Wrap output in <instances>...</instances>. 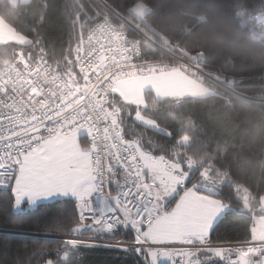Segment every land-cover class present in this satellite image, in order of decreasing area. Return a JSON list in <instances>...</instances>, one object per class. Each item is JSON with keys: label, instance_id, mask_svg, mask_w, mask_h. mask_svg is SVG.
Masks as SVG:
<instances>
[{"label": "trees", "instance_id": "16d2710c", "mask_svg": "<svg viewBox=\"0 0 264 264\" xmlns=\"http://www.w3.org/2000/svg\"><path fill=\"white\" fill-rule=\"evenodd\" d=\"M263 0H29L11 5L0 0V19L28 43H0V67L12 60L14 50L41 57L73 87L84 90L76 65L79 6H94L122 24L141 43H179L190 54H202L204 68L220 77L234 93L218 89L202 97L156 98L146 93L137 110L110 92L95 102L116 109L126 139L139 140L155 155L162 154L184 166L188 186L205 183L209 175L222 180L209 193L229 206L214 224L212 241H247L252 236L251 216L236 186L249 192L253 202L264 196V45L240 27L235 11L261 10ZM147 7L139 18L132 10ZM156 51L154 56H159ZM97 99V100H96ZM153 120L156 130L138 123L134 115ZM85 146V140L82 144ZM10 194V193H9ZM0 190V264H45L63 251L60 240L40 234L74 235L75 203L59 198L14 211L12 197ZM77 235L121 237V232L95 233L83 229ZM129 238V236H126ZM65 264H138L128 253L104 247L71 249Z\"/></svg>", "mask_w": 264, "mask_h": 264}, {"label": "snow or ice", "instance_id": "6c2138e0", "mask_svg": "<svg viewBox=\"0 0 264 264\" xmlns=\"http://www.w3.org/2000/svg\"><path fill=\"white\" fill-rule=\"evenodd\" d=\"M18 87L23 85H13ZM48 95H54L51 89L32 86L26 100H0V106L15 111L0 113V190L10 193L16 207L70 198L77 217L73 234L124 227L134 234L131 244L143 264H264L259 228L249 246L213 244L218 201L205 194L213 191L210 184L188 187L177 165L145 150L139 140L124 138L114 116L112 128L105 127L101 135L94 124L68 120L62 112L50 115L54 109L48 108ZM81 130L89 138L87 147L80 144ZM65 244L45 264H65L72 248L91 242Z\"/></svg>", "mask_w": 264, "mask_h": 264}, {"label": "built area", "instance_id": "2783aa9c", "mask_svg": "<svg viewBox=\"0 0 264 264\" xmlns=\"http://www.w3.org/2000/svg\"><path fill=\"white\" fill-rule=\"evenodd\" d=\"M235 18L237 24L244 28L253 40L264 45V0L260 11L251 13L244 8H238L235 11ZM75 22L77 29L76 65L82 76L84 90L73 87L65 78L50 68L41 57L33 58L29 52L16 49L13 59L0 67V89H2L0 90V100L4 99L6 103H11L8 97H12L17 102L22 98L26 100L31 94L32 86H40L45 90L51 89L54 95L47 97L50 101L48 108L54 109V111H50V115L62 112L68 120L75 117L77 123L94 124L102 135L105 127L112 128V116L118 121L117 128L122 132L118 111L103 107L95 102V98L106 94L116 80L181 71L205 85L203 79L209 78V74H214L201 64V53H187L178 43L166 44V46L151 41L141 43L138 38L130 36L122 24L116 23L94 6L89 5L88 8L79 6ZM157 50L161 54L154 56ZM81 68L86 71H81ZM28 81L31 83L26 84L25 82ZM17 83L23 87L14 90L13 85ZM213 90L216 92L217 88ZM25 111L30 112L29 109H25ZM0 113H5L6 116L8 114L15 115L14 110H7L3 106H0ZM109 113L111 114L109 118L104 120L102 117ZM82 132L84 130H81ZM83 137L85 147H87L90 143L89 138L85 133ZM160 155L162 154L157 156ZM163 156L170 163L177 165L187 176V171L182 164L166 155ZM113 194H115L114 191ZM116 230L121 232V237L44 236L59 239L62 246H66V241L75 240L91 242L90 246H80L118 249L130 254L138 264H143V257L136 254L131 244L134 234L124 227H118ZM212 242L214 245L220 243L225 247L249 246L251 244V240ZM118 244L127 246V250H122ZM175 247L183 246L175 245Z\"/></svg>", "mask_w": 264, "mask_h": 264}, {"label": "rangeland", "instance_id": "374dc122", "mask_svg": "<svg viewBox=\"0 0 264 264\" xmlns=\"http://www.w3.org/2000/svg\"><path fill=\"white\" fill-rule=\"evenodd\" d=\"M8 1L11 5L14 6L17 3H26L29 0H8ZM132 10L140 18L142 14L146 12L147 7L145 6L138 7L137 5H135L132 8ZM3 24L5 23L3 22ZM5 26H8V25L5 24ZM10 29L9 31L1 32L0 41L15 42L18 40H25L23 36L16 33L12 29L11 30ZM159 42H160L159 44H163L165 46L167 44L162 40ZM209 76H210L209 78L203 79L204 82L206 83L205 85L199 81L194 80L193 78L189 77L188 75H186L185 73L181 71H170V72H166L163 74H153L150 77L133 76L128 79L116 80L113 83L112 87L110 88V92L120 97V99L123 102L134 106L137 110H139L141 107L145 105L146 103L145 95L147 91H151L156 98L180 99L183 97H202V96L212 93L214 91L213 89L218 88V89H223L224 91H227L232 96L234 95L240 99L247 100L239 96L238 94L234 93L232 90H230L231 87H229V85L226 84L217 75L209 74ZM103 100H105V98L100 97L97 100V102H101ZM250 101L262 102V103L264 102L263 100H254V99H250ZM134 118L140 124H143L147 127L161 131V129L157 126V124L153 120L141 116L139 111H136ZM203 177H204L202 178L203 181L207 182L213 187V191L210 193L214 192V184L218 182H222L223 180V179L217 180L214 177H211L209 175H204V174H203ZM193 185H197V184L193 183L192 185H189L188 187H192ZM204 185L205 183L201 184L200 185L201 188H203ZM236 188H237L238 194L243 204L241 210L248 213L251 216V221H252L251 232L253 233V231L257 228H259L261 231H264V196H261L258 200H255L253 202V198L249 192H247L245 189L241 188L240 186H236ZM205 194L210 195L209 193H205ZM212 199L218 201V204L216 206V213L214 216V224H215L217 220L224 214V212H226L229 209V206L219 199H215L214 197H212ZM84 229L90 230L91 228H84ZM0 232H4V231L0 230ZM94 232L104 233L103 231H96V230H94ZM44 235L58 236V234H40L39 236L46 237ZM74 236H77V234H74ZM78 236H82V235H78ZM88 236L90 235H86L85 237H88ZM52 239H55V238H52ZM56 240H59V239H56Z\"/></svg>", "mask_w": 264, "mask_h": 264}, {"label": "crops", "instance_id": "0c3cea01", "mask_svg": "<svg viewBox=\"0 0 264 264\" xmlns=\"http://www.w3.org/2000/svg\"><path fill=\"white\" fill-rule=\"evenodd\" d=\"M4 25V26H3ZM9 27L8 26H5V24H3V22H1V20H0V36H1V32H6V31H9ZM11 30V29H10ZM16 39H18V38H16ZM15 42H17V41H15ZM0 43H3L2 41H0ZM85 133V131L84 132H82L81 134H80V137H79V141H80V144H81V146H83L82 144L84 143V137H83V134ZM83 147H85V146H83ZM59 198H61V197H57V198H55V199H59ZM54 199V200H55ZM43 202H49V201H40L39 203H43ZM24 206H26V207H28L27 206V202L25 201V203L24 204H22L20 207H16V205H15V202H14V211H20ZM29 208V207H28Z\"/></svg>", "mask_w": 264, "mask_h": 264}]
</instances>
